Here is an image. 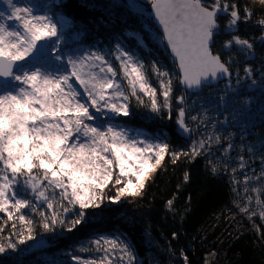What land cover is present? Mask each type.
<instances>
[{
    "label": "snow or ice",
    "instance_id": "obj_1",
    "mask_svg": "<svg viewBox=\"0 0 264 264\" xmlns=\"http://www.w3.org/2000/svg\"><path fill=\"white\" fill-rule=\"evenodd\" d=\"M258 2L264 6V0ZM150 3L161 29L156 40L170 50L178 74L156 60L146 64L121 43L115 45L118 67L101 51L68 56L65 63L63 56L51 57L48 52L59 48L67 17L58 16L47 5L42 14H36L32 5L17 0H7V16L0 11V213L4 214L0 217V253L34 240L37 228L47 233H55L58 227L67 232L77 230L90 216L104 210L105 200L117 203L127 197H142L166 156L173 164L181 156L190 160L200 155L211 157L212 148L223 143L221 156L207 161L209 170L218 173L221 160L225 172L236 174L248 168L242 154L236 157L237 167L229 166L231 157L227 154L234 148L233 133L222 136L207 132L199 140L194 139L187 151H176L166 138L138 140L115 125L99 127L88 122L95 118L90 109H107L116 117L129 116L130 98L150 113L160 115L171 110L177 82L186 93L199 92L221 80L233 92L245 81H251L248 87L257 84L254 69L247 63L244 76H239L237 69L233 82L236 53L225 57L213 48L221 27L218 16L225 14L224 28L230 38L223 41L221 49L230 52L236 47L245 58L256 56L255 40L236 34L241 22L251 20L252 8L245 5L241 15L236 0ZM257 24L261 33L255 39L264 43V16ZM128 35L135 37L136 33ZM138 43L143 45L144 41ZM49 62L59 63L50 70L46 66ZM153 78L158 87L151 83ZM261 82L264 83V74ZM227 95L225 91L219 96L220 106L225 104ZM175 100L180 105L176 108V124L184 133L193 132L187 120L198 125L208 120L207 109L188 115L195 101L188 104L186 95L176 96ZM217 123L212 120L211 126L215 128ZM258 143L264 149V139ZM247 151L254 153L255 148L249 145ZM258 158L259 174L245 173L242 181L233 175L232 183L237 186L233 191L245 201L243 207L238 200L234 205L248 219L258 215L264 221V153ZM188 179L186 172L185 182ZM253 181L258 186L249 187ZM241 184L243 187L239 188ZM111 189L115 190L114 195L107 194ZM249 192L256 194L254 204ZM166 207L175 211L174 198L166 201ZM177 236V232L172 233L173 238ZM90 244L91 247L82 246L79 250L101 253L98 258L85 260L73 255L72 259L79 264H141L132 246L119 236L100 235ZM180 255L184 264H189L183 251ZM205 264H209L207 257Z\"/></svg>",
    "mask_w": 264,
    "mask_h": 264
},
{
    "label": "trees",
    "instance_id": "obj_2",
    "mask_svg": "<svg viewBox=\"0 0 264 264\" xmlns=\"http://www.w3.org/2000/svg\"><path fill=\"white\" fill-rule=\"evenodd\" d=\"M236 2L241 15L245 5L253 9L251 20L241 22L236 34L255 40L256 56L245 58L236 47L230 52L221 49L223 41L230 38L224 28L227 16L218 17L221 27L213 48L220 50L225 57L236 53L232 63L233 82L237 78V69L239 76H244L243 68L247 63L254 69V78L258 81L256 85L248 87L251 81H245L233 92L226 89V81L223 80L199 92L186 93L177 82L171 110L156 115L138 104L135 98H130L131 114L118 119L125 127L141 130L149 138H166L170 148L176 151H187L194 139L199 140L207 132H219L222 136L233 133L231 142L234 148L227 154L231 157L229 166L237 167L236 157L242 154L248 168L236 174L225 172L221 160L220 171L213 174L207 161H216L221 156L223 143L212 148L211 157L200 155L190 160L181 156L173 164L166 156L163 167L148 182L142 197H127L117 203L105 200L102 212L90 216L85 225L72 232L58 227L55 233H47L37 228L34 240L18 245L15 250L6 249L0 253V264H72L73 255L82 259L97 258L101 253L79 249L82 246L91 247L90 241L100 235L119 236L127 241L141 264H184L181 251L187 256L189 264H205L206 257L209 264H264V239H261L264 221L258 215L250 220L239 211L234 201L238 200L241 207L245 201L233 191L237 186L232 183L233 175L242 181L245 173L251 175L254 171L259 174L261 171L258 157L264 149L260 148L258 141L264 139V83L261 82L264 43L255 38L261 33L257 20L264 16V6L258 0ZM145 4L148 8L150 2ZM38 5L39 12H43L47 5L51 6L52 12L67 17L65 34L78 35L70 45L81 44L101 51L118 67L115 45L121 43L146 64L156 60L177 74L171 56L156 40L158 32L150 18L130 12L121 0H59L51 5L43 0ZM131 32L136 33L135 37L128 35ZM141 40L143 45L138 43ZM151 83L158 87L154 78ZM233 87H236L235 83ZM225 91H228L226 102L220 106L219 96ZM180 95L187 96L188 104L195 101L189 116L207 109L208 120L204 125L187 120L193 128L191 135L183 133L176 124V108L180 105L175 97ZM212 120L218 122L215 128L211 126ZM249 145L255 148L254 153L247 151ZM186 172L189 174L187 182L184 180ZM256 186L255 181L249 185ZM242 187L241 184L239 188ZM107 194L114 195L115 190L111 189ZM249 195L253 196L251 203L254 204L256 194L249 192ZM173 198L175 211H170L166 201ZM3 216L0 213V217ZM173 232L178 233L176 238L172 237Z\"/></svg>",
    "mask_w": 264,
    "mask_h": 264
},
{
    "label": "rangeland",
    "instance_id": "obj_3",
    "mask_svg": "<svg viewBox=\"0 0 264 264\" xmlns=\"http://www.w3.org/2000/svg\"><path fill=\"white\" fill-rule=\"evenodd\" d=\"M38 1L42 2L43 0H17L18 3L32 5L34 7V11L36 12V14H42V12L38 11V8H39V5H38L39 2ZM58 1L59 0H45V3L51 5L52 3L57 4ZM135 1H136L137 5L141 8H146L145 3L150 2V0H135ZM0 11H3L5 13V16L8 15L10 9L8 8L7 0H0ZM57 15L61 16L60 13H57ZM9 23H12V22H9ZM67 26H68V23L62 29L63 39L61 41L59 48L57 49L56 52L49 51L48 52L49 56L55 57L56 55H61L64 57V62L66 63L68 56L75 57V56H79V55H82L84 53H87L89 51H96L94 48L86 47V46H83L81 44L76 46L73 43H71V45H70V42L73 40H76L78 35L76 36L75 33H70L67 36V34H65V29L67 28ZM115 54H116V52H115ZM42 60L46 61L47 57H43ZM58 63L59 62H49L46 64V66L51 70V69H54ZM117 64H118V61H117ZM77 87H78V85H77ZM0 90H2V89H0ZM83 99H86V97ZM90 111L92 112V114L95 118L93 121H88V122L92 123L94 126L107 127L110 124H112V125H115L117 128H123V129L127 130L130 136H132L138 140H142L145 137H147L144 135V132L141 130L131 129V128L125 127L122 124V122L120 121V119H118V118H121L122 116L116 117V116H114V114L108 112L107 109H103L100 112H97L95 109H90ZM1 214H3V213H1ZM72 264H79V262L73 260Z\"/></svg>",
    "mask_w": 264,
    "mask_h": 264
},
{
    "label": "water",
    "instance_id": "obj_4",
    "mask_svg": "<svg viewBox=\"0 0 264 264\" xmlns=\"http://www.w3.org/2000/svg\"><path fill=\"white\" fill-rule=\"evenodd\" d=\"M122 2H123V4H124V6H125L130 12H132V13H134V14H138V15H142V16H144V17H148V18H150V20H151V22L153 23V25H154L155 29L157 30V32H160V31H161L159 25L157 24V22H156L155 19H154V16H153V13H152V9H151V3L149 4L148 9H147V8H141V7H139V6L137 5V3H136L135 0H122ZM133 5H134V6H133ZM219 16H226V15H225V14H221V15H219ZM219 16H218V17H219ZM166 50H167V52L169 53V55L171 56V54H170V50H168L167 48H166ZM171 58H172V56H171ZM172 60H173V58H172ZM173 62H174V61H173ZM174 63H175V62H174ZM175 66H176V71H177V74H178L179 69H178L176 63H175ZM2 79H3V78H0V80H2ZM221 81H223V80H221ZM221 81H219V82H221ZM219 82H217V83H219ZM217 83H215V84H217ZM215 84H212V85H210V86H214ZM179 86L184 90V86H183V85L179 84ZM184 91H185V90H184ZM188 93H196V92H195V91H190V92H188ZM182 132H183V131H182ZM183 133H184V132H183Z\"/></svg>",
    "mask_w": 264,
    "mask_h": 264
}]
</instances>
